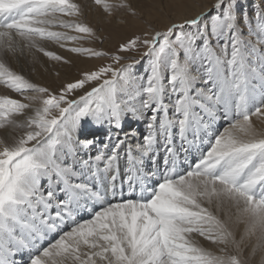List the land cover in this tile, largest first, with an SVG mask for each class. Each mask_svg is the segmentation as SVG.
Instances as JSON below:
<instances>
[{
	"label": "snow or ice",
	"instance_id": "obj_1",
	"mask_svg": "<svg viewBox=\"0 0 264 264\" xmlns=\"http://www.w3.org/2000/svg\"><path fill=\"white\" fill-rule=\"evenodd\" d=\"M94 2L135 15L123 0ZM80 14L73 0H0V57L29 48L63 60L42 42L94 35L68 19ZM141 46L140 59L112 53L56 91L0 58V84L38 94L23 96L36 107L0 96V127L23 130L0 141V264H244L246 239L264 249V131L251 120L264 116V8L215 0L118 51ZM192 234L225 247L212 253Z\"/></svg>",
	"mask_w": 264,
	"mask_h": 264
},
{
	"label": "rangeland",
	"instance_id": "obj_2",
	"mask_svg": "<svg viewBox=\"0 0 264 264\" xmlns=\"http://www.w3.org/2000/svg\"><path fill=\"white\" fill-rule=\"evenodd\" d=\"M80 1L81 0H73V2L80 5L82 11ZM87 2V8L89 9L88 12L82 11L76 18L78 22L91 27L94 35L87 36L85 34L77 33L78 35H85V38L74 41L75 46L73 47L91 48L96 51L107 52L109 53V56L90 57L79 53H73L69 51L71 48L69 47L67 48V56H63V60L54 63L49 71H45L44 74L47 75L45 79H42V76H40V78H36L35 76L25 77L21 72V69L20 71L9 65L11 62V57L9 55L8 67L23 75L32 83L39 84L40 86L48 87L50 90L56 91L65 83L79 78V74L82 71L94 70L103 64L111 63L110 55L112 53H117L124 57L121 63H129L133 59H140V55L144 51L142 46L138 47L135 51L119 52V45L121 43H126L134 36L143 37V33L149 29L162 31L173 22H181V18H193L198 13H202L211 8V6L215 3V0H123V2L129 5L132 11L135 12V15H132V12H130L126 7H113L111 14H109L105 12L100 5L95 4L94 0H88ZM109 2L115 6L119 5L121 0H109ZM248 2L250 3L251 9L248 12L250 15L254 9L264 8V2H262V0H248ZM241 6L245 10L242 0ZM246 11H248L247 8ZM210 15L211 13L209 14V17ZM209 17H205V19H209ZM64 61H67V63ZM29 70L30 69L25 72ZM137 71H144L143 63L138 65ZM31 72L33 71L31 70ZM0 86L2 87L0 90V96H9L13 99L21 100L23 103H32L33 107L38 106V102L23 99V96H31L33 92L29 91L21 95L20 93H16L11 89H8L2 84H0ZM36 95L38 94L36 93ZM222 123L223 121L217 125L218 130H220L221 127L223 128ZM132 126L137 127V124L133 123ZM125 129H127V127ZM204 206L209 208V211H211L214 215L219 216L221 219L224 218V212L217 211L215 203L212 205L205 204ZM192 235L194 237V241L200 247L212 253L220 254V249L225 247L222 244L214 243L198 234ZM237 239H239V234H237ZM255 244L256 240L253 237L246 239L241 245L243 249L242 259L244 264H261L262 257H264V249H257L255 254H253L252 249ZM226 251L230 254L234 253V249L232 247H228Z\"/></svg>",
	"mask_w": 264,
	"mask_h": 264
},
{
	"label": "bare ground",
	"instance_id": "obj_3",
	"mask_svg": "<svg viewBox=\"0 0 264 264\" xmlns=\"http://www.w3.org/2000/svg\"><path fill=\"white\" fill-rule=\"evenodd\" d=\"M87 1L88 0H81L80 1L82 11L88 12L89 9L87 8V5H88ZM242 2H243L245 10L247 8V10H248L247 12H249V10H251V9H250V3L248 2V0H242ZM68 19H73V20L77 21L76 17H71ZM82 19H83V17H82ZM184 19H186V18H181L180 21H183ZM53 30L65 31V29H62V28H54ZM70 34L71 35H78L76 32H70ZM63 43L65 44V47H63V48L60 47L59 44L51 42V41L42 42V46L45 48V50L55 52L57 55L63 57V56H67V54H68L67 48L75 46L74 41H63ZM8 55L11 57V62L9 65L11 67H15L18 70L21 69L22 71L21 70L20 71L24 74L25 77L35 76L36 78H40V76H42V79H45L47 77V75L44 74L45 71H49V69L52 68V65H54V63L59 62V61L48 58L42 52H38L35 49L23 48L22 50H18L15 54L8 53V54H5L3 57H0L4 60V62L7 65H8ZM28 69H30V70L25 72ZM31 70L33 72H31ZM1 89H2V87L0 86V90ZM34 94L36 95V93H32L31 96H33ZM31 114H32V109L30 108V109H27L23 115L17 116L16 119L17 120H23L26 118V116L31 115ZM251 120H252L253 125L259 131H264V116H259V115L253 116V117H251ZM137 126L140 127L141 131H143L142 130L143 129L142 124L137 125ZM222 126L224 128L227 125L223 122ZM126 127H127V125H126ZM223 128L221 127L220 131H222ZM125 130H127V129H125ZM22 131L23 130H21V129H13L10 126L0 127V141H3L5 144H11L13 142L14 137H18ZM82 215H83L84 219L89 218L86 211ZM54 238H56L55 235L52 237V240ZM191 238L194 240L193 235ZM47 244H48V242H46L43 246L47 247ZM17 258H19V257H17ZM24 259L25 260L28 259L27 253L24 254Z\"/></svg>",
	"mask_w": 264,
	"mask_h": 264
}]
</instances>
